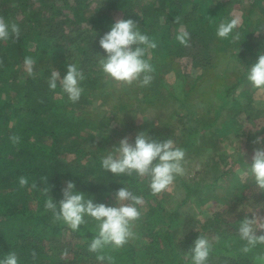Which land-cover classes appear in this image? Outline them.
I'll return each mask as SVG.
<instances>
[{
	"label": "trees",
	"instance_id": "obj_1",
	"mask_svg": "<svg viewBox=\"0 0 264 264\" xmlns=\"http://www.w3.org/2000/svg\"><path fill=\"white\" fill-rule=\"evenodd\" d=\"M237 13L239 26L227 39L217 37L219 23ZM0 16L17 23L21 31L16 40H0V258L15 251L18 264H101L97 253L87 250L96 234L95 222L73 231L44 209L47 197L41 189L48 187L58 201L65 182L72 180L75 190L94 203L106 204V187H127L144 200L137 206L143 213L134 223L136 238L118 249L103 250L114 258L113 264H190L186 253L199 234L212 241L208 264H257L254 258L264 254V245L242 253L244 241L237 228L245 216H264V191L247 174L249 149L239 147L228 154L217 146V137H228L231 130L239 136L235 125L244 132L235 123L241 116H256L264 124V105L253 106L248 89L237 91L264 52V0H0ZM117 18L135 20L157 43L145 54L155 69L150 86L117 85L106 81L98 68V54L106 55L99 39ZM181 26L190 33L188 47L176 40ZM258 27L262 31L251 41ZM237 32L240 39L233 42ZM207 49L214 54L201 56ZM25 56L36 60L34 78L24 70ZM188 56L196 60L193 67L199 66L200 73L180 68L177 57ZM67 63L77 64L85 76L75 103L59 84L55 91L48 87L52 69L63 77ZM205 79L209 86L202 84ZM203 109L209 112L206 117L200 113ZM138 113L154 120L143 130L152 138L172 139L185 156H208V179L177 176L180 195H153L147 177L104 170L102 157L120 139L128 136L134 142L139 132L132 124ZM97 131L106 132L96 139ZM13 134L20 136L19 144L9 140ZM20 176L28 178L24 188ZM42 177H47L46 183ZM206 187V195L201 194ZM191 195L201 207L203 222L194 217L188 224L182 216L179 205ZM253 205L260 210H249Z\"/></svg>",
	"mask_w": 264,
	"mask_h": 264
},
{
	"label": "clouds",
	"instance_id": "obj_2",
	"mask_svg": "<svg viewBox=\"0 0 264 264\" xmlns=\"http://www.w3.org/2000/svg\"><path fill=\"white\" fill-rule=\"evenodd\" d=\"M179 21L180 17L177 16L175 22L179 23ZM240 23L238 16L223 21L219 23L215 35L227 39ZM10 36L15 40L18 39L21 36L20 28L17 23H9L0 16V40L7 41ZM189 39L190 33L181 26L176 40L182 46L188 47ZM239 39L238 32L232 35L233 42ZM99 45L106 55L98 54V68L104 74L106 81L126 87L133 84L141 88L150 86L155 69L150 63V58L145 59V54L148 49H155L157 43L139 30L135 20L117 18L110 26V30L100 37ZM35 64L36 60L33 57H24L23 67L29 77H35ZM66 67L67 72L63 77L58 70L52 69L48 87L55 91L59 84L68 99L75 103L82 95L83 88L80 82L85 76L75 63H67ZM246 78L253 88L264 89V52L259 54L255 63L250 65ZM20 139V136L15 134L9 137L13 144H19ZM253 144L261 146L253 149L251 163H247V174L251 176L256 187L264 191V138L257 136ZM185 155V150L175 146L172 139H154L146 131H141L135 136L134 142H130L128 136L120 139L118 145L113 146L108 154L102 157L101 167L115 175L131 176L135 173L140 177H147L151 193L157 195L168 190L177 176L185 175ZM41 180L46 183L47 177H42ZM18 182L21 188L29 183L25 176H20ZM37 187V183L33 182L31 188ZM41 192L47 197L44 209L52 213L54 221H62L73 231L89 221L95 222L96 234L87 250L97 253L96 259L101 264L105 261L113 264L114 258L103 254L106 247L118 249L130 239L136 238L133 231L134 222L141 217V211L137 206L143 205L144 200L127 187H121L115 192L114 205L94 203L91 198H85L84 193L75 190V183L72 180L65 182V187L62 189L63 198L58 201L49 195L48 187L42 188ZM257 230H264V216L253 213L251 218L245 216L239 221L237 233L240 240L244 241L240 249L242 253H249L258 245H264V231L257 235ZM215 239L218 242L219 238ZM211 249L212 241L207 236L199 234L186 253L188 262L208 264ZM32 258L34 261L37 258L35 250L32 251ZM18 260L17 253L9 251L0 258V264H18ZM254 260L257 264H264V254L256 255Z\"/></svg>",
	"mask_w": 264,
	"mask_h": 264
},
{
	"label": "rangeland",
	"instance_id": "obj_3",
	"mask_svg": "<svg viewBox=\"0 0 264 264\" xmlns=\"http://www.w3.org/2000/svg\"><path fill=\"white\" fill-rule=\"evenodd\" d=\"M247 0H243V2H245ZM239 4L235 3V7L238 9L239 8ZM119 12L121 13V11L119 10ZM238 17L239 13H237ZM241 19V18H240ZM262 31L260 29V27H258V30L254 32L252 31V35L251 36V41H255L256 37L258 35V31ZM211 49H207V50H203L201 51V56L205 57V56H211L214 54V52H211ZM177 61L179 62V66L183 71H188L191 74H197L201 72V68L198 66H196L197 68L193 67L194 62H196V60H192L189 56L188 58H179L177 57ZM206 64V63H205ZM207 65V64H206ZM169 74V73H166ZM170 78V80L173 79V76H168ZM244 82L240 83L238 85V89L237 91H240L242 89H248L251 92V98H252V103L253 106H257V107H261V105H264V89H257V88H253L250 84V82L247 80L246 75L244 77ZM210 80L205 79L203 81V85L205 86H209ZM246 100V98H244ZM202 116L206 117L207 116V112L206 110L203 109L202 112H200ZM150 118L149 114L147 113H138L137 116V121L135 123H133L132 125L135 127L136 130H138L137 132L143 131V130H147L150 128V124L154 122V120H150L147 119ZM242 120L236 121V124H241L244 127V132L240 131V129L237 127V125H235L237 132L240 133L239 136L235 135V131L231 130V131H227V136L222 137L223 135L220 134V137H217V134L215 133V135H213L215 138L217 137L220 142L217 144V146L221 149L222 151H225L226 153H231V151L235 148H239V147H244L247 150L249 149V152L253 155V149L256 147H260V144H253V141L255 140V138L257 136L264 138V124H262V122H258L257 121V117L253 116V118L251 119H244V116H241ZM142 119H145L143 121H141ZM153 119V118H152ZM208 121V119H206ZM138 121H141L138 123ZM106 131H97V135L95 136L96 139L97 138H101V136L105 133ZM207 152V151H206ZM209 153V152H207ZM214 160V159H213ZM185 175H183L187 180L189 179L191 181V179L195 180L197 178H202L203 180H207L209 176V173L211 174V170L209 169V165H210V158L207 156H202L201 158H197V156H185ZM175 181H177L176 179L174 180L173 184L170 186V188L168 190H165L163 192H170V193H174L175 195H180L182 193V189L177 188ZM3 185V182H0V187ZM209 187H206L204 189L203 192H200L201 194L206 195V193L208 192ZM218 190V189H217ZM104 191H107L108 197H107V201L106 204L109 205H114L115 204V199H114V194L116 191H114L113 189H109V188H104ZM110 191V192H109ZM199 192H194V195H197ZM192 196V195H191ZM195 196H192L190 198H188L186 200V203H183L181 205H179V209L182 212V216L184 217L185 220H188V224L194 219V217H199L201 220H199L200 222H203L204 220V216L199 214V211L201 209L200 205H197V202L195 201ZM205 202H203L204 205ZM249 210H260L259 206H249L248 207ZM207 210H209V206L206 207ZM141 211V216L143 213V209H139ZM258 215L261 216V213L259 212ZM136 222V221H135ZM134 222V223H135Z\"/></svg>",
	"mask_w": 264,
	"mask_h": 264
}]
</instances>
